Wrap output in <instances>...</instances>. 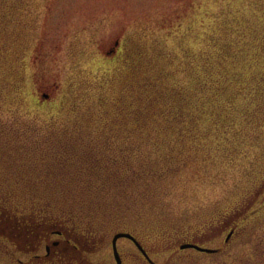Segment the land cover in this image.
I'll use <instances>...</instances> for the list:
<instances>
[{"label":"rangeland","instance_id":"374dc122","mask_svg":"<svg viewBox=\"0 0 264 264\" xmlns=\"http://www.w3.org/2000/svg\"><path fill=\"white\" fill-rule=\"evenodd\" d=\"M16 4L22 9L23 27L17 31L23 34L29 51L23 62L0 69V88L9 94L3 101L0 98L4 121L15 113L28 122L45 121L51 114L58 115L60 105L74 100L82 117L103 113L104 108L108 120L122 119L113 118L114 100L124 98L122 91L127 86H150L145 85L146 73L150 77L163 73L161 86L165 88L185 84L194 100L193 89L199 84L196 80L191 83L190 72L198 62L189 64V58H201V66L212 71L226 91L218 95L210 87L201 90L208 108L199 114L196 135L175 140L182 132L158 133L162 145H177L165 147L175 163L161 158L159 194L152 199L161 206L158 202L148 206L147 213L153 216L154 227H177L166 237V244L186 242L184 230L189 228L190 235L205 237L208 246L222 248L227 234L220 229L239 226L223 252L195 260L201 264H264V129L242 123L241 113L250 97L239 92L243 87L239 83H253L264 75V0H23ZM206 53L213 54L211 62L203 60ZM188 64L190 69L185 68ZM10 80L12 85L6 82ZM10 86H21L27 99L25 108L19 110L15 105ZM156 86H160L158 82ZM33 88L39 95L28 94ZM44 93L50 101L38 110L34 103ZM85 99L88 106L82 111ZM258 110L252 120L264 125V101ZM179 156L182 158L176 159ZM247 195L253 201L245 211L238 210L211 230L202 228L213 216L234 210ZM147 226L132 231L147 244L161 248V237L151 235L157 229ZM75 236L81 243L80 235ZM20 237L27 240L28 232L20 230ZM111 237L99 248L82 249L55 237L58 243L49 258H59V264H116ZM33 245L12 258L0 247V264H33L28 260L31 253H45V247ZM118 246L125 252L130 241L121 238ZM165 258L158 256L157 261Z\"/></svg>","mask_w":264,"mask_h":264},{"label":"trees","instance_id":"16d2710c","mask_svg":"<svg viewBox=\"0 0 264 264\" xmlns=\"http://www.w3.org/2000/svg\"><path fill=\"white\" fill-rule=\"evenodd\" d=\"M22 1L0 0V69L23 62L29 51L27 42L22 40L23 34L17 31L23 27L20 26L22 9L16 3ZM202 58L211 62L213 54L206 53ZM194 60L198 66L191 70L190 80L192 84L195 80L199 84L193 89L194 100L183 87L185 84L165 88L161 86L164 74L149 72L153 76L146 73L149 78L145 85L150 86H127L122 91L124 98L114 100L113 118L117 115L122 119L108 120L104 108L100 110L103 113L97 111V115L82 117L75 100L67 106L60 105L58 115L51 114L46 123L28 122L17 113L9 121L0 117V229L5 232L0 234V247L4 255L17 256L33 243L35 248L45 247V253L39 256L31 253L28 260L33 264H59V258H49L56 244L55 237L77 249L92 245L99 248L115 232L148 228L147 223L150 229H157L151 235L160 236L161 243L168 242L166 237L175 233L177 227H154L153 216L147 213V207L158 202L153 198L159 194L161 158L175 163L165 147L177 145H162L158 133L182 132L175 140L196 135L201 124L199 114L208 108L201 90L210 87L218 95L226 91L221 80L217 81L212 71L201 66L200 57H190L189 64ZM189 64L185 68L190 69ZM6 82L14 83L13 80ZM239 85L243 86L239 92L250 97L241 113L242 123L263 130L264 125L252 118L263 105L264 75L253 83L245 81ZM246 85L251 87L246 89ZM20 87L10 86L19 110L27 105ZM29 93L39 95L34 88ZM8 95L0 88L2 101ZM49 98L44 93L34 107L38 110L47 107ZM87 100L81 104L82 111L87 110ZM43 112L47 114L48 110ZM175 140L169 139L173 144ZM245 203L244 199L234 210L213 216L204 224L207 227L202 228L210 230L223 224ZM23 229L28 232L27 240L20 237ZM185 230L184 237H190L189 228ZM75 235H80L81 243L75 241Z\"/></svg>","mask_w":264,"mask_h":264},{"label":"flooded vegetation","instance_id":"af4514ba","mask_svg":"<svg viewBox=\"0 0 264 264\" xmlns=\"http://www.w3.org/2000/svg\"><path fill=\"white\" fill-rule=\"evenodd\" d=\"M264 190H262L263 192ZM257 193V192H256ZM255 196V193H254ZM253 200L250 198V200H247V203H245L243 206H241L242 209H237L240 212L243 210L245 211L249 205L250 202ZM239 213V212H238ZM239 226L237 225H230L228 227H224L221 234H227L225 239V246H227L230 242V239L236 235V232L238 231ZM208 230V229H206ZM211 230V229H210ZM137 237V236H136ZM137 239L140 241V245L143 247L142 249L139 248V246L130 238L128 240L130 241V248L127 251H123L120 249V255L122 258V264H127V261L130 260L133 263L131 264H153V261H156L158 264H181L182 261H191V264H201L199 261H195L196 259H200L204 256H213V254H219L220 252H223L224 247H217L215 248L216 251L213 252H207L201 249L202 247H210L208 246V241H205V237H194L192 234L190 237H187L185 240L187 243H191L195 246L182 248L181 245L184 243H169L165 246L163 243H161V248H158L159 246L157 244H147L144 242V240L141 237H137ZM185 242V243H186ZM214 248V247H212ZM188 254H186L187 252ZM185 253V254H184ZM178 254V255H177ZM158 256L166 257L163 259V261L159 262L157 261ZM177 256L179 258H177ZM195 261V262H194ZM202 261V260H200ZM181 262V263H180ZM205 262V261H204ZM117 264V263H116Z\"/></svg>","mask_w":264,"mask_h":264},{"label":"water","instance_id":"95a60500","mask_svg":"<svg viewBox=\"0 0 264 264\" xmlns=\"http://www.w3.org/2000/svg\"><path fill=\"white\" fill-rule=\"evenodd\" d=\"M120 237H130L132 238L138 246L141 247V245L139 244V242L136 240V238H134L130 233L128 232H117L114 237H113V240H112V244H113V249H114V252H115V257L118 261V264H121V258H120V255H119V252H118V246H117V240L120 238ZM142 248V247H141ZM206 251H211L210 249H204Z\"/></svg>","mask_w":264,"mask_h":264}]
</instances>
